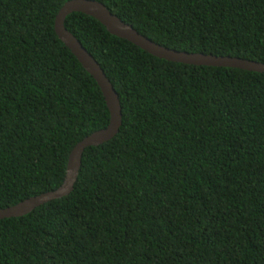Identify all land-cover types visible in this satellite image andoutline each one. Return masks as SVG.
<instances>
[{"label": "trees", "instance_id": "1", "mask_svg": "<svg viewBox=\"0 0 264 264\" xmlns=\"http://www.w3.org/2000/svg\"><path fill=\"white\" fill-rule=\"evenodd\" d=\"M66 1L0 0V208L58 188L109 121L55 33ZM96 1L162 46L264 63V0ZM64 26L121 125L67 195L0 219V264H264V73L160 59L81 12Z\"/></svg>", "mask_w": 264, "mask_h": 264}, {"label": "water", "instance_id": "2", "mask_svg": "<svg viewBox=\"0 0 264 264\" xmlns=\"http://www.w3.org/2000/svg\"><path fill=\"white\" fill-rule=\"evenodd\" d=\"M81 12L98 20L106 30L119 38L125 39L147 53L167 61L215 67H232L264 73V63L229 55H214L202 52L180 51L162 46L135 30L130 24L111 13L106 6L96 0H68L58 10L54 19V30L59 39L71 50L84 69L92 75L99 86L106 107L109 121L106 127L96 130L77 142L71 149L62 184L55 190L41 193L18 202L15 205L0 208V219L22 216L35 207L50 200L67 195L77 178L84 149L96 146L112 139L121 125V105L118 95L101 66L82 44L67 30L64 21L67 15Z\"/></svg>", "mask_w": 264, "mask_h": 264}]
</instances>
